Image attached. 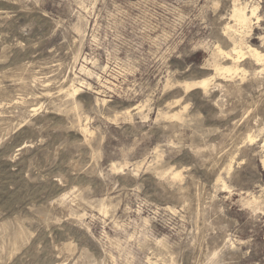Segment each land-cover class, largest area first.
<instances>
[{"label": "rangeland", "instance_id": "rangeland-1", "mask_svg": "<svg viewBox=\"0 0 264 264\" xmlns=\"http://www.w3.org/2000/svg\"><path fill=\"white\" fill-rule=\"evenodd\" d=\"M0 264H264V0H0Z\"/></svg>", "mask_w": 264, "mask_h": 264}, {"label": "bare ground", "instance_id": "bare-ground-1", "mask_svg": "<svg viewBox=\"0 0 264 264\" xmlns=\"http://www.w3.org/2000/svg\"><path fill=\"white\" fill-rule=\"evenodd\" d=\"M245 8V7H243ZM242 7L241 8H238L234 11V17L235 19L237 20V22L245 25L247 22H248V18L246 16V13H245V9H243ZM252 15L254 14V10H252L250 12ZM251 53L253 54L254 57L256 58H259V54L256 52V50H252ZM239 54V53H238ZM239 58V57H238ZM203 85V84H202Z\"/></svg>", "mask_w": 264, "mask_h": 264}]
</instances>
